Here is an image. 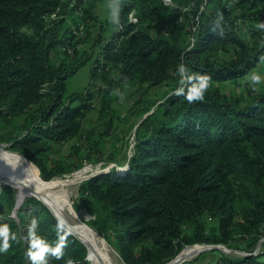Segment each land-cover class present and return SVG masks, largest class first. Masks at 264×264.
<instances>
[{
    "label": "trees",
    "instance_id": "trees-1",
    "mask_svg": "<svg viewBox=\"0 0 264 264\" xmlns=\"http://www.w3.org/2000/svg\"><path fill=\"white\" fill-rule=\"evenodd\" d=\"M169 1L120 0L109 25L88 15L85 0H0V144L47 181L113 159L105 145L113 125L97 128L116 118L128 124L132 155L120 173L112 167L83 180L79 195L125 264H164L194 244L245 251L202 264H264V242L252 253L264 234V88L219 85L264 62V0ZM242 4L247 12L237 14ZM79 11L99 37L105 24L118 28L100 38L88 83L68 90L87 61L77 44L91 35L74 39L66 26ZM169 80L179 89L155 107L138 98L124 113L113 108L121 88ZM92 114L96 124L85 132ZM67 143L66 156H50ZM15 204V190L0 183V264H89L86 246L41 201Z\"/></svg>",
    "mask_w": 264,
    "mask_h": 264
},
{
    "label": "rangeland",
    "instance_id": "rangeland-1",
    "mask_svg": "<svg viewBox=\"0 0 264 264\" xmlns=\"http://www.w3.org/2000/svg\"><path fill=\"white\" fill-rule=\"evenodd\" d=\"M236 2L237 1L234 0L232 4H235ZM167 3L170 2L168 1ZM119 5H120V0H85V3L82 5V7L88 10V15H93L96 17V19L111 25L114 24L115 22H113V20L110 17L112 16L113 12H115L116 17H118ZM236 8H237L236 9L237 14H242V12L243 13L247 12L248 9L246 4L239 5ZM81 13L83 12L79 11V15L72 14V17L70 15H67L65 18L66 26L70 25V27L73 28L74 30L72 32L75 35L74 39L81 37L83 38L85 35V31L91 33V35L88 38H86L83 42L77 44L78 50L84 53L83 59H87V61L85 62V65L79 67V69L74 73V75L67 80L68 90H81L88 83L90 66L92 65V62L96 58L97 52L99 51L102 45V40L100 38H102L105 35L108 36L107 33L112 31L113 29L118 28V27L116 28L107 27L105 24L104 25L105 28L102 31L104 35L102 37H99L98 30L94 29L91 22L85 23L83 21V17L86 18V16H83ZM49 18L54 19V21L56 22V20L59 17L53 14ZM128 20L131 22H135L134 11H131L128 14ZM75 22L77 23L78 28L74 27ZM53 24L55 23L51 22V25ZM58 24L60 26L61 22L59 21ZM61 27H60V31L62 30ZM238 31L244 33L245 29L242 27L241 29H238ZM100 40L101 42L99 46V44L97 45V43ZM81 52L79 54L80 59H81ZM224 56L225 58H229V55L227 53H225ZM263 63L264 62H258V65L254 67L251 71L239 76L237 78L238 81L237 84L232 83L231 80H227L223 83H220L219 85L226 91L229 92L234 91L237 93L241 91L244 92L246 89H248V87L253 89L255 88L257 90L259 88H264ZM178 85L179 84L176 80L173 81L169 80L163 85L151 87V88H149L146 85L141 86L139 88H136L133 85L125 86L121 88L119 92L116 93L115 95L116 103L115 102L113 103V108H115L116 106L119 108L118 111L120 113H124L127 111V109L130 106H132L135 103V101L138 98L143 99L145 103L155 102L154 104L155 107L158 103L162 102L164 97L168 96L173 92H177V90L179 89ZM95 115L96 114H92L87 117L86 124L84 126L85 132L89 127L94 126L96 124ZM110 122L113 125L112 128L115 130V132H113L112 135H110L109 137H106L105 145L107 149L106 151L113 154L114 156L113 159L111 160L103 159L97 161L95 160L93 162H87L83 164L79 169H76L75 171H72L69 174H64L62 176L54 177L51 180H47V181H56V183L50 188V190L53 193L55 194L65 193V195L67 196V205L70 204L69 205L70 207L69 206L63 207V209L61 210L62 213L61 217H63V219L66 222L68 221L67 222L68 225L71 226L82 225L87 229H89V231H91L92 233L91 236L93 239L92 240L93 252L87 249V259L89 261V264H94L92 261L93 254L101 261L102 264H125L118 250L116 249L115 245L110 242L111 236H108L110 230L100 229L97 227L96 224L91 222V219L94 218V215L89 210L84 198H82L79 195V187L82 181L88 179L90 174L93 176L98 173H103L110 170L112 167H114L116 171L120 173V170H123V168L127 164L128 158L131 157L132 155L133 152L132 147L134 144V140L129 132H125V130L128 127L127 123L125 124L121 123L116 118L112 119V121H109V119H104L98 122V126H99L97 128L98 131H102L104 128L110 126ZM68 147H69L68 143L62 145H54L51 149L50 156L64 157L69 153ZM35 171L37 172L36 168ZM0 181L6 182L3 180L1 176H0ZM12 188L15 190L13 186ZM29 229L30 227H28V230H26L27 236L32 239L31 230ZM263 242H264V234L261 236L260 240L256 243L255 245L256 247L253 248L255 249L252 252L253 254L258 253L261 250V248L263 247ZM196 246H198V244H194L192 246L190 245V247L186 246L187 248L184 247L185 249L183 248L184 249L183 251ZM221 246L229 251L223 252L218 249L206 250L201 252L204 253L203 254L204 256H202L201 259H196L198 255L201 254L199 253L196 256L185 259V261H191L194 262L195 264H202V263H206L207 261L216 260L221 255H225L230 259H236L241 255H243V253H245L243 249H239L234 246H226V245H221ZM28 253H31V251H29Z\"/></svg>",
    "mask_w": 264,
    "mask_h": 264
},
{
    "label": "bare ground",
    "instance_id": "bare-ground-1",
    "mask_svg": "<svg viewBox=\"0 0 264 264\" xmlns=\"http://www.w3.org/2000/svg\"><path fill=\"white\" fill-rule=\"evenodd\" d=\"M0 176L4 181L10 183L15 188L17 197L16 202L30 196L39 198L65 224H68V221L66 222L63 217H61V210L63 207H68L70 205H67V196L65 193L55 194L50 190L56 181H44L37 174L34 166L28 161V159L18 152L4 147V144L0 145ZM69 226L72 227L71 229L76 236L88 243L89 250L93 252L91 231L82 225ZM197 249L198 246L187 249L183 251L180 256L191 253L193 254ZM92 261L94 264H102L94 254L92 256Z\"/></svg>",
    "mask_w": 264,
    "mask_h": 264
},
{
    "label": "water",
    "instance_id": "water-1",
    "mask_svg": "<svg viewBox=\"0 0 264 264\" xmlns=\"http://www.w3.org/2000/svg\"><path fill=\"white\" fill-rule=\"evenodd\" d=\"M145 116V115H144ZM4 146L6 147V144H4ZM22 155V154H21ZM23 156V155H22ZM31 162V161H30ZM32 163V162H31ZM34 164V163H33ZM34 166L37 168L38 170V173L40 175V171H39V168L34 164ZM125 169V168H123ZM92 175L90 174L89 177H91ZM0 183L2 184H5V185H9L10 187H12L11 184H9L8 182H3V181H0ZM17 198V197H16ZM38 199L39 201H41L45 206H47L42 200H40L39 198H36ZM23 200L21 201H17L16 204H15V209H17L21 203H22ZM48 207V206H47ZM48 209L50 210V208L48 207ZM51 213L55 216V218L57 220H59L63 226V228L68 231L69 233H71L72 235H74L79 241H81L87 249H89V246H88V243L85 242L83 239H80L78 236H76V234L73 232V230L71 229L72 227H70L68 224H65L52 210H50ZM192 246V245H191ZM190 247V246H189ZM187 248V247H186ZM185 249V248H184ZM182 249L172 260L164 263V264H179L183 261H185V259L189 258V257H193V256H196L197 254L203 252V251H206V250H213V249H218V250H221L223 252H228L229 250L225 249L224 247H222L221 245H213V244H198V249L192 254H185L183 256H180L182 251L184 250Z\"/></svg>",
    "mask_w": 264,
    "mask_h": 264
},
{
    "label": "clouds",
    "instance_id": "clouds-1",
    "mask_svg": "<svg viewBox=\"0 0 264 264\" xmlns=\"http://www.w3.org/2000/svg\"><path fill=\"white\" fill-rule=\"evenodd\" d=\"M110 18L113 20V22H116V20H117L116 13L113 12V14Z\"/></svg>",
    "mask_w": 264,
    "mask_h": 264
},
{
    "label": "built area",
    "instance_id": "built-area-1",
    "mask_svg": "<svg viewBox=\"0 0 264 264\" xmlns=\"http://www.w3.org/2000/svg\"><path fill=\"white\" fill-rule=\"evenodd\" d=\"M164 1H165L166 4H168L167 2H168L169 0H164ZM169 2H170V1H169Z\"/></svg>",
    "mask_w": 264,
    "mask_h": 264
}]
</instances>
